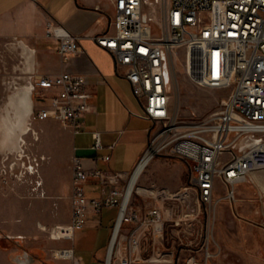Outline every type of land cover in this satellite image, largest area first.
I'll return each instance as SVG.
<instances>
[{"label": "built area", "instance_id": "built-area-1", "mask_svg": "<svg viewBox=\"0 0 264 264\" xmlns=\"http://www.w3.org/2000/svg\"><path fill=\"white\" fill-rule=\"evenodd\" d=\"M113 3V31L92 37L111 52L117 69L124 71L133 94L142 102V116L152 122L148 147L130 174L87 170L82 158L74 156L71 220L49 231L54 239L73 240L91 212L117 207L104 264L171 263L174 250L164 245L165 213L161 206L141 215L132 198L125 204L131 177L148 154H152L151 160L161 152L182 158L191 171V183L185 189L195 192L196 217L202 212L201 204L214 201L217 181L226 186L219 199L230 201L236 200V184L256 181V173L264 170V0H169L160 21L144 10V0ZM47 36L60 41L66 58L82 50L83 35L63 25L49 21ZM193 43L225 45L234 58V76L231 92L219 109L184 122L172 110V57L180 46ZM6 45L20 47L26 56L28 51L32 59L31 67L23 65L24 79L33 95L31 124L53 119L80 133L84 116L93 110L88 78L69 72L39 73L34 48L18 36ZM95 136V146L102 147L100 132ZM91 177L100 181L101 197H88L86 184ZM161 192L157 196L161 197ZM260 198L264 205V191ZM56 230L60 233L55 235ZM64 252L68 253L61 258H73V250L71 257L69 249ZM212 256L207 249L203 259L195 253L185 264H208Z\"/></svg>", "mask_w": 264, "mask_h": 264}, {"label": "rangeland", "instance_id": "rangeland-1", "mask_svg": "<svg viewBox=\"0 0 264 264\" xmlns=\"http://www.w3.org/2000/svg\"><path fill=\"white\" fill-rule=\"evenodd\" d=\"M168 4L169 0H144V10L160 21ZM26 60L27 56L20 47L0 45V201L8 195L17 196L23 201L21 205L26 212L36 211L37 215L34 213V216L37 220L30 219L26 224L29 229L45 214L37 211H43L44 206L36 201L47 196L43 176L49 173L51 145L55 143L58 130L44 128L42 121L31 124L29 120L32 130L24 137L22 155L10 153L1 146L6 137L2 106L9 94L27 84L23 66ZM172 61V110L178 112L179 120L185 122L202 118L219 109L222 100L231 92L234 76V58L225 45L184 44L174 53ZM156 157L155 162L164 164L161 167L148 166L152 178H146V168L137 183V189L144 187L150 192L139 194L134 191L132 203L141 215H146L155 206H161L165 213L164 245L174 250V262L148 261L137 264H185L187 258L195 253L203 259L207 249L213 254L208 264H264V205L260 198V192L264 191V170L256 173L254 183L236 184V200L219 199L217 206L225 204L228 208L222 217L216 213L214 201L201 204L202 212L196 217L194 207L198 203L195 192L191 190L190 193L185 189L191 183V171L187 180L184 177L180 180L173 155L161 152ZM153 181L155 186L151 185ZM158 191H162L161 197L157 196ZM225 192L226 186L219 183L214 190V200ZM63 208L68 209L65 205ZM57 209L58 205L55 204L54 210ZM115 214L116 210L105 208L102 214L104 226L89 223L83 232L87 235L77 231L76 239L72 241L51 237L49 229L60 224L47 222H43L40 235L26 232L11 237L0 226V240L4 249L17 248L15 261L19 264H54L68 253L64 249H69L71 257V248L60 245L72 242L78 246L82 243L88 246V264H103L98 259L105 241L106 223ZM56 249L60 258L55 256ZM69 259L75 264L73 258Z\"/></svg>", "mask_w": 264, "mask_h": 264}, {"label": "crops", "instance_id": "crops-1", "mask_svg": "<svg viewBox=\"0 0 264 264\" xmlns=\"http://www.w3.org/2000/svg\"><path fill=\"white\" fill-rule=\"evenodd\" d=\"M114 14L113 0H0V45L7 44L12 37L18 36L36 50L34 63L39 73L69 72L84 75L88 78L87 89L94 95L93 110L84 116V127L80 133H74L70 127L53 119L42 121L44 128L58 130L55 143L51 145L49 173L46 177L43 176L47 196L36 201L44 206L43 211L42 209L37 211L45 214L28 229L27 222L30 219L36 221L34 213L37 215V212H26L21 205L23 201L17 196L4 197L0 201V226L11 237L24 235L26 232L40 235L43 222L50 224L70 222L74 156L82 158L87 170L98 169L130 174L136 169L148 147L150 136L148 128L152 126V122L142 116V102L133 94L124 71L117 69L111 52L92 37L94 34L113 31ZM49 21L65 26L74 34H82V50L66 58L60 51V41L47 36ZM31 64L32 59L28 66L31 67ZM95 132H100L102 147L95 146ZM106 156L110 158L107 160ZM174 157L177 177L180 180H183V177L187 180L190 175L188 163L182 158ZM44 158L45 156L42 157ZM155 159L157 157L150 160L147 165L161 167L164 164L160 161L155 162ZM147 165L143 173L148 168ZM147 171L146 178H152L150 168ZM137 183L136 190L147 191L144 187L137 189ZM219 183L222 182L217 181L215 187ZM155 184L153 181L151 185ZM86 189L90 198L101 197L103 194L102 185L95 177L89 179ZM219 198L214 200L215 209L222 217L228 208L225 204L217 206ZM55 204L58 205L57 211L54 210ZM64 205L68 209H64ZM109 209L116 210V214L110 216L106 223L105 241L101 245L98 259L103 264L118 214L117 207ZM103 212L104 209L101 212H91L85 226L77 231L85 234L84 229L89 223L104 226ZM57 233L60 231L56 230L55 235ZM60 246L73 250L75 262L88 264L86 254L89 249L84 243L78 246L72 242ZM16 253L17 248L4 249L0 240V264H19L15 261ZM55 256L60 258L57 253ZM54 264H74V261L60 258Z\"/></svg>", "mask_w": 264, "mask_h": 264}, {"label": "bare ground", "instance_id": "bare-ground-1", "mask_svg": "<svg viewBox=\"0 0 264 264\" xmlns=\"http://www.w3.org/2000/svg\"><path fill=\"white\" fill-rule=\"evenodd\" d=\"M27 63H31V56L29 52L27 53ZM2 107L4 109L2 123L5 127L6 137L1 146L8 152L17 153V155L20 156L23 153L24 137L30 134L32 130V127L29 125V118L33 108V95L31 87L27 84L26 86L19 88L18 91L9 94ZM151 157L152 154H148L140 162L138 169L131 177L130 184L127 189L125 204H127L132 198V193L135 191L136 183L143 173V169L151 160ZM31 169L33 170L34 167L32 166ZM141 193L145 194L147 191H142ZM117 230L115 232V237L118 232ZM56 251L57 249L55 250V255Z\"/></svg>", "mask_w": 264, "mask_h": 264}]
</instances>
